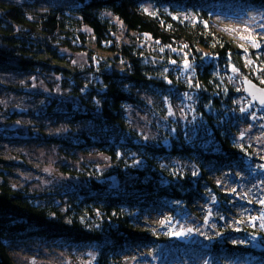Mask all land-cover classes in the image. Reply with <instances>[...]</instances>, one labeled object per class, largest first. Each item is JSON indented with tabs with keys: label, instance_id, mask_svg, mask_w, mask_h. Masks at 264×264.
<instances>
[{
	"label": "trees",
	"instance_id": "trees-1",
	"mask_svg": "<svg viewBox=\"0 0 264 264\" xmlns=\"http://www.w3.org/2000/svg\"><path fill=\"white\" fill-rule=\"evenodd\" d=\"M37 4L0 0V72L48 76L60 90L40 96L22 81L0 80V90L43 99L35 112L0 104V264H15L11 252L29 242L90 248L89 264H129L132 256L175 264L189 251L210 264H264V229L247 212L238 216L236 205L253 204L234 200L232 191L256 159L240 139L249 118L238 110L243 92L230 77L264 87V46L241 47L213 22L220 13L264 9V0ZM184 95L192 103L189 122L161 124ZM138 109L161 117L155 135L132 124ZM18 116L30 124H17ZM41 119L62 131L44 132ZM40 143L55 148L58 183L14 185L12 170L30 165L22 154L9 157L6 144ZM88 151L102 162L79 157ZM210 213L218 218L210 240L184 242L191 227L175 235V223Z\"/></svg>",
	"mask_w": 264,
	"mask_h": 264
},
{
	"label": "rangeland",
	"instance_id": "rangeland-1",
	"mask_svg": "<svg viewBox=\"0 0 264 264\" xmlns=\"http://www.w3.org/2000/svg\"><path fill=\"white\" fill-rule=\"evenodd\" d=\"M13 2L23 3L28 1L37 2L38 6L45 7L50 4L58 3L60 0H9ZM214 26L225 33L228 37L235 40L238 45L247 46L251 49H259L261 46H264V41H261V46L259 48H253L251 42L246 39L248 35H254L258 38L264 36V29L260 28L261 24H264V9H255L249 10L245 13L235 11L231 15L218 14L213 18ZM248 28H251L253 31L249 33ZM261 53H264V48L261 50ZM76 61L84 60L83 56L78 55ZM32 74H15L13 72H0V80H5L7 77H11L15 81H22L25 83V86L31 92L36 93L40 96H44L47 92H52L54 94H59L60 90L58 89L57 84L54 83L52 78L48 76H38L37 78L31 77ZM231 80L238 85L242 90L241 81L237 74L230 75ZM30 80V82L28 81ZM51 89V90H50ZM184 100L179 103H175L172 106H168V112L165 114V119L161 124H165L167 120H180L182 122H189L188 118L191 113V100L190 95H184ZM245 97V95L243 94ZM241 96L236 101L238 110L245 116L249 118V122L245 123L240 128V139L243 140L246 144L253 148L254 157L256 160L252 161L250 165V175H245L240 173V177L237 185H234L235 194L237 197L234 200L238 199H247L251 202L250 206L243 208L238 207L237 205V214L238 216L249 214L252 217H264V205L260 204L259 201L264 199V169H261L259 165L264 164V108L257 107L255 103H251L248 100L245 101L244 97ZM244 98V99H243ZM43 99L34 98L32 96H26L23 94H18L14 92H9L7 90H0V104L4 110L18 108L23 106L32 110L33 112L39 110V104H41ZM251 106L255 107L253 110ZM244 109V111H241ZM1 111V110H0ZM2 113L0 112V115ZM254 114V115H253ZM160 118L153 111H147V109H138L134 112L132 117V124L137 128H141L145 131L144 134L147 136L155 135L156 131L153 127V124L159 123ZM1 120V117H0ZM17 124H22L23 127L29 125L31 120L26 116H18L15 118ZM43 122L40 124L41 129L50 134L58 133L62 131V128L58 124H53L51 121L41 119ZM11 125L10 128L17 129L16 125ZM60 127V128H59ZM31 130H37V128L32 127ZM6 149L9 154V157H17V154H22L27 160V163L30 167L16 166L12 170V175L10 176L11 182L15 184H28L37 189H42L46 187H52L56 183L55 178H53L54 170H56L57 162L56 160V151L54 146H47L43 144H17L9 145L6 144ZM80 158L86 160H103L102 156L97 154L94 151H88L83 154H79ZM252 160V159H249ZM223 184V186L229 188V183ZM213 210V209H212ZM247 212V213H246ZM246 213V214H245ZM155 221L160 217L159 213H153L152 216ZM222 220L225 217L220 216ZM231 219H229L230 221ZM218 218L213 217L210 214L204 216L202 219L198 220L193 215L185 217L180 223H175V232L179 233L182 230H189V228H194V231L187 233L183 238L184 242L187 243H205L210 240L208 235L215 229ZM246 222V221H245ZM252 220H247V223H251ZM254 224H260L261 227L264 226V219H255L253 220ZM264 229V227H263ZM76 249V248H75ZM160 253L164 252V248L161 247ZM13 259L15 264H89L94 257V252L92 249L87 247H81L77 250H65L55 244H44V243H34L29 242L18 246L17 249H14L12 252ZM158 257H154V260L147 261L144 257H129V264H161L158 260ZM168 264H174L172 260H169ZM175 264H210V260L202 255L195 254L193 251H189L187 259L183 262ZM218 264H249L241 260H229L225 259L224 261L218 262Z\"/></svg>",
	"mask_w": 264,
	"mask_h": 264
},
{
	"label": "snow or ice",
	"instance_id": "snow-or-ice-1",
	"mask_svg": "<svg viewBox=\"0 0 264 264\" xmlns=\"http://www.w3.org/2000/svg\"><path fill=\"white\" fill-rule=\"evenodd\" d=\"M259 27L264 29V24H261ZM247 31L249 33H251L253 30L251 28H248ZM246 39L251 42V45L253 48H259L261 46V41H264V36H260L258 38L257 36H254V35H248L246 37ZM241 47H243V45H241ZM245 51H247L246 48H245ZM184 64H185V67H191V65L189 64V62L187 60H185ZM233 71H235V69H233ZM196 87H199V85H196ZM261 92H264V90H261ZM257 99H259L260 104L264 105V96L257 97ZM241 111H244V109H241ZM241 135H243V133H241ZM262 159H264V157H262ZM259 167L261 169H264V164L259 165ZM193 175H196V173L193 172ZM232 191L235 192V189H232ZM259 203L264 205V199L260 200ZM251 219H253V220L264 219V217H252ZM262 227H264V226H262ZM189 231H191V230H189ZM175 235L179 236V235H182V233H175ZM233 243H237V241H233Z\"/></svg>",
	"mask_w": 264,
	"mask_h": 264
},
{
	"label": "water",
	"instance_id": "water-1",
	"mask_svg": "<svg viewBox=\"0 0 264 264\" xmlns=\"http://www.w3.org/2000/svg\"><path fill=\"white\" fill-rule=\"evenodd\" d=\"M241 82L243 88L242 92L249 99V101L259 105L260 107H264V105L260 104L259 99H257V97L264 96V92H261V90H264V87L257 84L250 78H242Z\"/></svg>",
	"mask_w": 264,
	"mask_h": 264
}]
</instances>
